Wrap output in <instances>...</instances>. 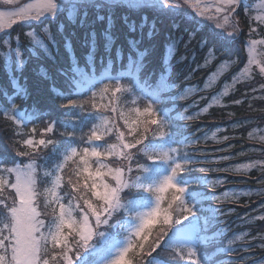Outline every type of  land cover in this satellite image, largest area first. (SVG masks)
<instances>
[{
    "label": "snow or ice",
    "instance_id": "snow-or-ice-1",
    "mask_svg": "<svg viewBox=\"0 0 264 264\" xmlns=\"http://www.w3.org/2000/svg\"><path fill=\"white\" fill-rule=\"evenodd\" d=\"M0 4L7 6L0 10V49L8 51L0 56L9 76V87H0V117L14 126L0 150V264H169L159 258L158 250L170 253L172 264H212L215 254H206L202 261L200 248L218 237L206 234L215 217L201 214L197 205L207 197L198 199L199 194L190 192V184L203 180L215 188L224 180L184 179L194 160L187 153L181 156V149L197 141L183 135V127L176 122L191 121L194 116L173 114L174 107L162 105H174L176 99L170 95L176 87L170 82L173 58L183 46L185 54L176 64L186 61L189 52L195 60L194 41L203 53V66L216 67L213 80L235 69L232 88L254 83L258 75L259 91L264 93V61L254 55L264 39L253 38L258 27L264 26V14L251 15L247 0H30L22 5L19 0H0ZM241 8L249 15L246 61L233 58V47L243 34ZM260 8L264 12V2ZM17 23L29 26L24 39L36 59L56 61L52 49H59L53 26L64 36L69 66L58 69L62 83L57 84L47 71L41 73L43 81H50L54 102L48 112L21 106L30 93L20 86L16 73H23L28 60L20 35L5 34ZM202 24L208 29L206 35L198 32ZM121 28L125 30L123 43L117 46ZM77 38L85 49L86 67L73 50ZM100 49L104 54L99 56L97 73ZM257 90L251 88L253 93ZM188 94L185 91L178 98L183 100ZM227 95L226 86L212 103L219 105ZM98 98L109 103L98 104ZM118 108L123 127L115 118ZM109 111L113 116L106 115ZM54 112L65 119L53 118ZM33 121L43 126L29 128ZM259 141L264 143V136ZM258 166L264 170V161L243 163L233 170L243 169L247 174ZM256 182L264 184V174ZM65 185L68 191H62ZM252 191L226 190L216 198L238 200L240 194ZM126 192L134 195L125 199ZM257 194L264 196V190ZM259 207L262 214L251 219L264 221V201ZM49 209L50 220L45 218ZM157 224L163 227L150 241ZM242 236L236 235L216 252L228 256V264H264V255L253 251L257 247L264 251V233L257 234L259 245L232 247ZM237 252L247 255L233 258Z\"/></svg>",
    "mask_w": 264,
    "mask_h": 264
},
{
    "label": "trees",
    "instance_id": "trees-1",
    "mask_svg": "<svg viewBox=\"0 0 264 264\" xmlns=\"http://www.w3.org/2000/svg\"><path fill=\"white\" fill-rule=\"evenodd\" d=\"M119 15V13H118ZM134 19H138L137 16L133 15ZM25 27L28 29L29 26L21 25L19 28L21 29ZM187 27L191 28V25H186ZM119 27V25H118ZM161 28H165V35H166V25L161 22ZM52 30L54 31L55 38L57 41V48H54L53 55L56 57V61L53 62L48 60L47 58L43 59H29L23 73L22 77L19 79L20 86L25 87L28 89L30 93V98L28 99L27 103L21 105L22 107L39 109L43 112H48L51 110L53 105V100L49 93V84L50 81L45 82L41 79V71H47L49 76L56 80L57 84L62 83L63 78L58 74V69L64 68L67 69L69 66L68 60V53L65 51L64 48V36L61 33H58L56 27L53 26ZM202 30V32L200 31ZM37 31H39L37 29ZM121 35L120 40L117 41V46L123 43V33L124 29L121 28ZM198 32L200 35H206L208 30L198 28ZM162 45V41L160 42ZM73 50L75 52L76 57L80 61V65L82 67L85 66V59L84 53L85 49L82 47L81 39L77 38L73 40ZM104 54L103 49L97 54V73L100 70L99 65V56ZM112 55L115 56V49H113ZM127 52L125 51V56ZM158 58L162 57V47L157 53ZM43 57V56H41ZM235 57H238L235 53ZM187 62L181 64L180 67L174 68L172 74L170 75V82L176 85L175 88L172 89L170 95L172 97H176L174 105L169 102L162 107H174L175 113L185 111V108L189 107L191 104L196 103V101L201 97L199 103L197 104V109L203 107L209 97L217 92L220 88L221 83L227 79L235 69L229 71L226 75H224L219 83L211 90L205 91L199 94H195L191 97L185 98L183 100L179 99L178 97L183 92L185 86H191L197 84L201 86L208 76V74L215 68L214 64H211L209 67L198 71L193 78L185 79L187 76ZM1 67V66H0ZM152 65L150 64V68ZM2 69V67H1ZM0 69V87H9V79L6 72H3ZM253 82L248 84L245 88L242 86H238L236 90L228 95L224 103L225 105L220 107L211 108L209 112L202 116H197L191 121L180 120L177 121V125L183 127V135L189 137V139L197 141L187 147H182L180 155L183 156L185 153L188 156L192 157L194 162L189 165V168L192 169L184 174V179L191 180L193 178H206L210 180H215L216 178H223L224 183L222 185H218L215 188L202 186L200 183H191L190 184V192L199 194L197 197L200 199L201 197H207V199H201V202L197 205L200 209H202V215H207L210 218L214 215L215 219L209 225V230L206 233L208 236H212L213 234H218V237L214 241H209L207 246H201L200 248V258L203 261L205 255H214L212 260V264H228L229 257L226 255H222L216 252L217 248H223L228 246V241L232 239V234L242 231V230H249L251 231V236L254 237L255 234L264 233V221L257 220L253 224L249 225H242L236 226L239 224L240 220L245 219L253 214H256L257 206L260 205L261 201H264V196L255 195V197L248 200V202L241 201L239 203H235L233 205H221L217 204L214 200L208 197L211 193H218L222 192L229 188H249V189H264V184L257 183V179L264 174L263 171H251L249 174L243 173H236L230 170V165L240 163L247 160H257V159H264V152H261L260 149L264 148V143L260 144L257 141H252L247 138V132L250 130L253 124L257 123L259 119H257L256 115L259 113L257 109V104L250 102L252 98L249 97V93L251 92V88L253 87ZM180 94V95H179ZM255 94H253L254 96ZM235 100L242 101V106H238L234 103ZM254 101V100H252ZM98 104L104 103L108 104L107 100L100 101L99 98L96 101ZM19 104V101L17 102ZM55 104L58 106L59 101H55ZM143 102L141 103L140 107H143ZM194 110L193 108H188L186 110L187 114H190ZM66 111V110H63ZM106 115L113 116V113L109 111ZM247 116L248 118L246 119ZM120 117V110L118 108L117 112L115 113V118L119 121ZM53 118H58L60 120H64L65 117L60 114V112H54ZM243 118V119H241ZM246 119V120H245ZM249 119H256L250 124H245L246 121ZM120 126L123 127L122 121H119ZM36 125L37 128L43 126V122H36L33 121L32 123L28 124V127H32ZM13 125L10 123L5 122L2 117H0V150H2L6 146V137H10L12 135ZM216 129H225L223 132L219 133V140L221 142L214 141L212 139H208L207 136L214 132ZM27 130V129H25ZM175 130V129H174ZM229 137L227 141H223V137ZM110 142L114 141V138H108ZM159 142V141H157ZM231 145V147H228ZM173 146H175L173 144ZM255 148L259 151L250 152L249 154L245 155L247 149ZM10 156H14V153L9 152ZM222 157H228V159H222ZM16 159H26L16 157ZM143 160V157H141ZM206 163H197L195 161H204ZM205 168V169H224L223 171H207L202 172L198 169ZM62 191H68L67 185H65ZM134 195V192H126L124 194L125 199L130 198ZM233 209L232 212L227 218L224 216V211L226 209ZM209 209H214L215 212L209 211ZM261 210V209H260ZM262 211V210H261ZM259 211V212H261ZM258 212V213H259ZM163 227L162 224H157L152 229V235L149 237L151 241L154 239L156 233H158L161 228ZM257 242L261 243L260 239H252L248 243L256 245ZM247 244V242L237 243L234 248H241ZM253 251L257 256L264 255V251H261L260 248H254ZM159 252V258L161 260L168 261L169 264H172L170 259V253L168 252ZM155 255V254H154ZM240 255H247L244 252H237L234 253L233 258L238 257ZM183 264V262H180Z\"/></svg>",
    "mask_w": 264,
    "mask_h": 264
},
{
    "label": "rangeland",
    "instance_id": "rangeland-1",
    "mask_svg": "<svg viewBox=\"0 0 264 264\" xmlns=\"http://www.w3.org/2000/svg\"><path fill=\"white\" fill-rule=\"evenodd\" d=\"M19 2L22 5L24 3L30 2V0H19ZM202 2L213 3L214 0H202ZM262 2H264V0H247V3L250 5V8H251V15L255 16V15L264 14V12H262V10L260 8V4ZM6 7L7 6H4V5L0 4V10H4ZM188 11H191V10L188 9ZM238 11H239L240 28L242 29L243 34L240 36L238 42L233 47V58H236L235 57V53H236V55H238V58L240 60L246 61L247 60V54H246V49H245L244 45H245V42L249 39V36H248V32H249V15L246 14L242 8L239 9ZM187 19L190 20L191 17H188ZM205 23H207V22H205ZM21 25H24V24L17 23L16 25L13 26L12 29L6 30L5 34L10 32L13 37H15L17 35H20L22 46L24 48V56H25V58L28 61H29V59L37 60L34 56H31L29 54L30 44H29V42L26 39H24V34L29 30V27H28V29H26L25 27L22 26V28L20 29L19 27ZM252 26L256 27L257 24L254 22ZM199 28L200 29H205L206 27H205V25L202 24V25L199 26ZM200 31L202 32V30H200ZM37 32H39V31H37ZM53 34H54V31H53ZM253 38L257 39V40L264 39V26H259L258 27L257 32L253 33ZM13 46H15V41H13ZM193 48L196 49L195 60H193L192 54H191V52H189L188 53V58H187L186 61L181 62L180 64H176V61L179 59V57L181 55L185 54V49L183 48V46H181L179 48L177 54L175 55V57L173 58V61H172L173 69L171 71V74H172L174 68L180 67L181 64H184L185 62H187L188 65L186 67L189 68V69L187 70V76L185 77V79H190V78H193L198 71H201V70H203V69H205V68H207V67H209L211 65V64H209L207 66H203V64H204L203 53L199 51L198 46L196 45L195 41L193 42ZM53 50H54V48L52 49V53H53ZM6 51H8L7 48L0 49V52H6ZM36 51L40 52L39 49H36ZM40 55L44 56V54L42 52L40 53ZM254 55H255V57H256V59L258 61H264V44H257L256 51H255ZM14 59H15V56H14V53H13V55H12V60H13L12 68L13 69L15 68ZM198 65H199V67H198ZM0 66L2 67L3 70L1 69V67H0V69L3 72L7 73V71H6L5 67H4V60H3L2 56H0ZM231 70L232 69L227 70L223 75L218 76V77H216L213 80L212 73H214L216 71V67H215L208 74V76L205 78V80H204V82H203V84L201 86H199L197 84H194V85H191V86H185V88H184L183 92L181 93V95L184 94L185 91H188L189 94L186 97V98H188V97H191V96H193L195 94H199V93H202V92H205V91H209V90L213 89L219 83L221 78L224 75H226ZM41 73H43V72L41 71ZM232 74L221 83L219 90L217 92L213 93L209 97V99L207 100V103L203 107L197 109V106H198L197 104L199 103V100L201 99V97H200L196 101V103H193L189 107L185 108L184 113L187 114L186 110L188 108H193L194 110H192V112L190 114L193 115L194 118H195L197 116H202V115L207 114L211 108L220 107V106L225 105L224 100H225V98L228 95L227 96H223L221 98V103L219 105L215 104V103H212V98L214 96H216L218 93H220L222 90H224L226 86L229 87V95H230L231 93H233L236 90V88L238 86H242L243 84H245V83H240V84L235 85L234 88H232L231 87ZM7 75H8V73H7ZM16 75L18 77V80L22 77V74H20V73H16ZM8 79H9V76H8ZM254 80H255V82L253 84V87H256L258 90L256 92H254V93L251 91L249 93V97L252 98V100H254V101L250 100V102L256 103L258 105L257 109L259 110V113L256 115V117H257V119H259V121L257 123H255V124H253L252 127L250 128V130L247 132V138L249 140L257 141L260 144H263V143H261L259 141V138L261 136H264V93L259 91L260 77L257 75V76H255ZM250 83H252V82H250ZM19 84H20V82H19ZM246 86L247 85H243L242 87L245 88ZM253 94H255V95L253 96ZM209 104H211L210 107H208ZM236 105L241 107L242 103L236 104ZM205 107L208 108V110L206 112L202 111V109H204ZM245 117H246V119L248 118L247 116H245ZM241 119H243V118H241ZM253 120H256V119H249L248 121L245 122L244 125L249 124V123L251 124L253 122ZM224 130L225 129H216V130H214V132L210 133L207 136V138L208 139H212L214 141H217V140H219V133L223 132ZM250 133L253 134V138H251V139L249 138V134ZM213 137H215V139ZM157 143H160V142H157ZM254 151H259V150L255 149V148L247 149L246 152H245V155L249 154L250 152H254ZM257 160L264 161V159H257ZM257 160H247V161H243V162H240V163H236V164H234V166L230 165V167H231L230 170H232L233 172H236L233 169H235L239 165H241L243 163H248V162H251V161H257ZM251 171H259L260 172V171H263V170L260 169L259 166H258L257 168H254ZM251 171H249L247 174H249ZM236 173H243V169H241L240 172H236ZM204 179H206V178H204ZM206 180L213 181V180H210V179H206ZM201 184H202V186H207L208 185V187H212L209 184L204 183L203 180H201ZM245 189H249V188H235V187H233V188H229V189H226V190H228L231 193L232 191L245 190ZM226 190H224L222 192H218V193H211V194L208 195V197L210 199L214 200L217 204H221V205L225 204V205L229 206V205H233L235 203H239L241 201L248 202V200H250L251 198L255 197V195H258L257 193L259 191L264 190V189H252L253 191H252V193L250 195L240 194L238 200L229 199V198H225L223 200H219V199L216 198V194H223ZM260 209L261 208L259 206H257V208H255V210H254V211L257 210L256 214H253V215H251L249 217H246L243 220H240L239 221L240 223L237 224L236 226L249 225V224L255 223L257 220H253L251 218L262 214V211ZM259 211H261V212H259ZM232 212H234L233 209H231V208L230 209H226L224 211V216L227 218ZM45 218L48 219V220L52 219L51 209L48 210V216L45 217ZM240 234H243L242 238L240 240H236L233 245H235L237 243H241V242H247L248 243L249 241L254 239V237H256L255 240L259 239L257 234H255L254 237H250L251 236L250 235L251 231H249V230H242V231H238V232L232 234V239L234 240L235 236L236 235H240ZM259 244H260V242L256 243V245H259ZM233 245H232V247H234Z\"/></svg>",
    "mask_w": 264,
    "mask_h": 264
}]
</instances>
